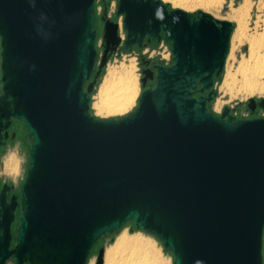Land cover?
<instances>
[{"label": "water", "instance_id": "1", "mask_svg": "<svg viewBox=\"0 0 264 264\" xmlns=\"http://www.w3.org/2000/svg\"><path fill=\"white\" fill-rule=\"evenodd\" d=\"M96 2L0 0V144L15 121L31 140L20 198L8 202V186L0 195V264H88L129 223L174 264H264V117L208 109L233 24L161 0H119L126 39L105 10L99 57ZM146 39L171 44L173 63L144 71L130 114L93 116L110 56ZM257 107L264 100L250 99L252 115Z\"/></svg>", "mask_w": 264, "mask_h": 264}, {"label": "rangeland", "instance_id": "2", "mask_svg": "<svg viewBox=\"0 0 264 264\" xmlns=\"http://www.w3.org/2000/svg\"><path fill=\"white\" fill-rule=\"evenodd\" d=\"M164 4L168 5L170 9L174 10H182L186 13L192 14L197 16L200 13H206L211 15L214 19L218 21H226L233 24L234 31L231 37L230 43V52L228 58L226 60L224 72L222 76L216 80L215 83V92L216 95L211 103L208 104V109L218 116L222 115L225 108L230 109L231 116L237 119H251L253 115H251V111L248 108L250 99H255L257 103L264 100V94H251L247 93L246 86L248 83L245 82V79L238 74L237 77L234 78L231 82L229 81L226 85H224L226 76L229 72L236 74V71L239 67L240 62L242 61L243 57H248L249 54V44L243 43L239 44L235 37V31L239 26V20L233 18L232 13L234 14L237 12L239 7L242 5L244 0H161ZM255 4L253 11H252V21L248 23V35L249 36H256L258 33H262L263 24H264V0H252ZM222 4H220V3ZM104 5L108 8V13L110 18H117V7H118V0H97V17H98V38L96 41V47L99 53V57L103 55V35H104V26L100 21V17L103 15ZM220 7H218V6ZM219 9H218V8ZM123 16L119 19L120 24V36L123 40L126 39V31L123 25ZM260 23V24H259ZM259 24V26H258ZM235 37V38H234ZM1 43V39H0ZM151 49L144 50L141 57H145L151 60H158L160 57L158 53H161L163 59L167 63H173L172 58V49L171 46H167L162 44L159 47H155L153 52L150 51ZM140 54L138 51H134L133 53L123 51L120 54H115L109 61L104 69L101 77L98 79L95 85L94 92L92 94V102H91V113L93 116L100 118V119H117L120 117H124L131 112H133L137 105L138 100L140 98L141 93L144 91L141 84V63H140ZM134 60L136 63V74L138 75V83H139V93L134 102V104L129 108V110L122 114V115H110L104 116L99 115L96 108L95 103L97 102L96 97L98 95L100 86L107 75L108 69L110 67H120L122 64L129 65L130 62ZM251 78V76H249ZM2 74H1V45H0V95L2 94V82H1ZM247 83V84H246ZM257 117H264V109H261L259 112L255 113ZM17 138L15 143H11L6 149L1 157H0V182H11L13 183L18 189L23 186L25 181L27 170L29 169V149L31 145V140L27 142L28 133L26 132L23 126H20V129L17 130ZM21 212H17V221L13 227V233L16 237L17 233V224L19 222ZM126 234L130 239L136 240L139 242H143L147 244L149 247L147 248L148 251H151V256H156L158 262H164L165 264H174L175 257L173 254L168 252L166 249L163 248L162 244L156 240L154 237L146 235L136 228L133 223H129L124 228L118 230L114 234H108L105 236L97 245L94 247L91 253V257L88 261V264H97V259L99 255V251L104 249L105 256H104V264L106 258V251L114 245L116 240ZM142 240V241H141ZM150 249V250H149ZM153 249V250H152ZM155 254H154V252ZM264 254V249H263ZM158 255V257H157ZM162 257V258H161ZM15 261H9L7 264H14Z\"/></svg>", "mask_w": 264, "mask_h": 264}, {"label": "bare ground", "instance_id": "3", "mask_svg": "<svg viewBox=\"0 0 264 264\" xmlns=\"http://www.w3.org/2000/svg\"><path fill=\"white\" fill-rule=\"evenodd\" d=\"M209 1L212 2L213 0ZM217 1L215 0V2ZM254 6L252 0H244L237 12L232 13L233 18L239 20V26L235 31L236 40L240 45L249 44V54L248 57L242 58L236 74L232 72L227 74L224 83L226 85L240 74L242 79L248 83L246 86L247 93L253 95L264 94V26L262 33H258L256 36L248 35V23L250 24L253 19ZM138 82L134 60L129 65L124 63L120 67H110L96 97L95 108L98 114L110 116L126 113L138 96ZM146 247L149 246L143 242L132 240L123 234L106 251L105 264H165L162 261L158 262L159 258L156 261V256H151L152 252L148 251Z\"/></svg>", "mask_w": 264, "mask_h": 264}, {"label": "flooded vegetation", "instance_id": "4", "mask_svg": "<svg viewBox=\"0 0 264 264\" xmlns=\"http://www.w3.org/2000/svg\"><path fill=\"white\" fill-rule=\"evenodd\" d=\"M118 3H119V0H118ZM117 9H118V7H117ZM105 10H107V19L110 20V21H112V22H115V23L119 24V19H120L123 15L117 16L116 19H114V18H110V17H109V13H108V8H107L106 5H104L103 15L100 17V21H101V23L103 24V26L105 27V22L102 20V19H103V16H104V12H105ZM96 12H97V2H96ZM116 14H117V13H116ZM123 18H124V16H123ZM123 24H124V19H123ZM119 25H120V24H119ZM96 29H97V31H98V17H97V13H96ZM162 44L167 45V46H171V44L167 43L164 39L162 40L161 43H157V42H155V41H149L148 39H146L145 42H144V47H143V49H137V48H135L134 51H135V50L138 51V53L140 54V57H141V55H142V53H143L144 50H147V49L149 48V49H151L150 51L153 52V50H154L155 47H159V46H161ZM123 51H124V49H123V45H122V46H120V47L118 48L117 52L113 53L112 56H110L109 60H110L115 54H120V53H122ZM134 51H133V52H134ZM133 52H130V53H133ZM158 54H159V56H160V57L158 58V60H151V59L145 58V57H143V56L140 58V63H141V75H142L141 79L145 77V75H144V71H147V70H148V71H151L152 73H154V76H156V73H157L156 67H157V66H160V65L167 66V65H171V64H172V63L169 64V63L165 62L161 53H158ZM172 58H173V57H172ZM105 68H106V67H105ZM105 68H104V69H105ZM103 71H104V70H103ZM103 71H102V73H103ZM102 73L97 77L96 82H97L98 79L101 77ZM155 85H156V80H151V79L148 78L147 83H146V89H148V88H154ZM259 103H260V102H259ZM261 109H262V108L257 107L255 113L259 112ZM255 113L253 114V116H252L251 118H262V117H257V116H255ZM251 115H252V114H251ZM20 126H23V125L20 124V123H18L17 121H15V122L13 123V125L10 127V129H9V138H8L7 140H3L2 144H0V157H1L2 153H3L6 149H8V147H9V145H10L11 143H15V140H16V138H17V136H18V135H17V130L20 129ZM13 135H15V136H13ZM29 141H30V140H27V142H29ZM5 186H8V191H7V200H8V202L11 201V198H12L13 196H17V197L20 198V189H18V188H17L13 183H11V182H3V181L0 182V195H1V193H2V191H3V189H4ZM18 211H20V210H18Z\"/></svg>", "mask_w": 264, "mask_h": 264}, {"label": "trees", "instance_id": "5", "mask_svg": "<svg viewBox=\"0 0 264 264\" xmlns=\"http://www.w3.org/2000/svg\"><path fill=\"white\" fill-rule=\"evenodd\" d=\"M219 79V78H218Z\"/></svg>", "mask_w": 264, "mask_h": 264}]
</instances>
